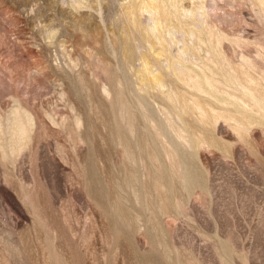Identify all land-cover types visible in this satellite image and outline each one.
Instances as JSON below:
<instances>
[{
  "label": "rangeland",
  "instance_id": "rangeland-1",
  "mask_svg": "<svg viewBox=\"0 0 264 264\" xmlns=\"http://www.w3.org/2000/svg\"><path fill=\"white\" fill-rule=\"evenodd\" d=\"M259 1L0 0V264H264Z\"/></svg>",
  "mask_w": 264,
  "mask_h": 264
},
{
  "label": "bare ground",
  "instance_id": "bare-ground-1",
  "mask_svg": "<svg viewBox=\"0 0 264 264\" xmlns=\"http://www.w3.org/2000/svg\"><path fill=\"white\" fill-rule=\"evenodd\" d=\"M161 2H162V1H161ZM200 2H201V1H200ZM200 2H199V3H200ZM263 2H264V0H260V1H259L260 4H262ZM152 3H153V5H154V1H153ZM149 4H151V3H149ZM150 6L152 7V5H150ZM155 7H156V6H155ZM198 7H199V6H198ZM162 10H163V12L165 11L164 6L162 7ZM165 12H166V11H165ZM163 19L166 20V17H164ZM165 20H164V21H165ZM167 21H168V19H167ZM173 26L176 27V25H173ZM176 28H177V27H176ZM148 29H149V28H148ZM175 30H176V29H175ZM170 31H171V30H170ZM185 34H186V32H185ZM156 36H157V35H156Z\"/></svg>",
  "mask_w": 264,
  "mask_h": 264
}]
</instances>
